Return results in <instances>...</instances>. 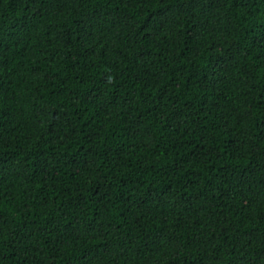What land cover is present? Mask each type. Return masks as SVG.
Masks as SVG:
<instances>
[{"label": "trees", "instance_id": "obj_1", "mask_svg": "<svg viewBox=\"0 0 264 264\" xmlns=\"http://www.w3.org/2000/svg\"><path fill=\"white\" fill-rule=\"evenodd\" d=\"M0 264H264V0H0Z\"/></svg>", "mask_w": 264, "mask_h": 264}]
</instances>
